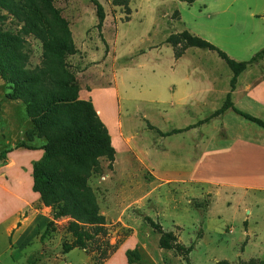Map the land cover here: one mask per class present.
Here are the masks:
<instances>
[{
	"label": "rangeland",
	"instance_id": "374dc122",
	"mask_svg": "<svg viewBox=\"0 0 264 264\" xmlns=\"http://www.w3.org/2000/svg\"><path fill=\"white\" fill-rule=\"evenodd\" d=\"M99 1L106 13L101 32L91 0H0V60L4 72L21 81L25 90L45 94L39 103L31 105L35 112L44 109L41 104L49 101L47 96L72 103L76 90L80 99L94 104L96 91L101 115L116 118L118 103L109 89L118 84L122 126L131 138L130 147L119 148L111 162L106 156L91 158L95 145L62 143L55 146V157L40 168L88 185L92 199L106 217L110 242L120 239L122 244L104 262L96 248L77 247L64 254V242L73 241L67 227L72 219L66 217L57 221L45 241H40L44 227L37 238L23 246L17 242V231L8 232L14 221L9 217L0 226V264H27L31 256L40 253L52 256L38 264H131L126 252L135 248L141 254L140 264H264V184L250 187L257 178L264 182V150L262 163L255 170L254 154L234 156L223 148L214 149L230 139L223 137L222 125L233 133L244 125L243 133L246 128L262 133L263 146L264 130L231 111L222 122L219 118L197 125L191 133H159L199 122L197 115L175 117V112L193 108L176 104L169 91L173 81L199 78L189 73L193 65L200 64L193 51L214 57L217 61L212 59L213 66L231 72L216 52L199 47H190L187 57L178 63L173 46L167 42L173 33L207 30L212 20L207 12L201 13L206 0L192 4L181 0ZM226 45L228 51L216 46L237 61L255 55L250 49ZM203 59L201 64L212 65ZM82 90L90 99L82 98ZM9 92L10 83L0 76V151L25 141L37 148L32 150V156H37L35 163L45 154L46 135L34 130L32 140L28 139L33 123L26 105L10 100ZM64 106L52 116L68 114ZM76 110L70 115L82 114ZM256 111L264 120V112ZM215 126L221 136L214 140L209 135ZM193 139L196 150L185 152L192 150ZM81 198L86 201L89 196L81 194ZM32 211L47 222L52 218L51 209L40 200ZM146 216L161 223L179 243L195 244L189 261L176 248L159 247L160 234L145 221Z\"/></svg>",
	"mask_w": 264,
	"mask_h": 264
},
{
	"label": "crops",
	"instance_id": "0c3cea01",
	"mask_svg": "<svg viewBox=\"0 0 264 264\" xmlns=\"http://www.w3.org/2000/svg\"><path fill=\"white\" fill-rule=\"evenodd\" d=\"M202 5L204 8L201 10V13L207 12V18L212 20L209 22L211 24L208 26L207 30H192V32L198 34V36L200 35V37H205L206 40L212 41L226 51H228L226 44H233L237 46L238 49H250L252 52H255V54L264 47V0H206ZM234 33L237 35L234 36ZM195 51H193V56L195 59L200 60V64L197 63L193 65V68L190 67L191 71H189V73L191 75L196 74L199 78L195 79L196 81L187 77L184 82L176 83L173 81L171 82L172 86L169 88V91L172 92L170 95L177 100L176 104L180 106L192 105L193 110H189L186 107V109L184 108L183 110L175 112V117L180 119L183 114H191L197 115L199 122L205 120L222 107L229 93H231L234 105L240 110L248 112L256 117L258 116L256 110L261 113L264 112V72L261 68V66L264 67V58L260 61V64H251L248 66L239 76L236 88L232 91V70L231 73L225 67L213 66L212 59H215L214 57H209V55L204 52ZM189 52L190 49L188 48L185 54L177 60L178 63L184 61ZM203 56L207 61L209 60L212 65L206 66L201 64L204 60ZM119 58L120 57L117 58V62ZM215 61L217 60L215 59ZM165 87L167 86H163V88ZM109 90L110 96L116 98V102L118 103L116 118L110 119L101 115L100 111H102V108L98 104V96L95 94L96 91L92 97L94 98V104L100 117L110 131L112 144L118 152L119 148L124 149L130 147L131 138L126 136L122 126L123 123L120 114L121 99L120 91H118V84H114L113 88ZM80 94L82 98L90 99V96L83 95V90ZM240 105L248 107L242 109L239 107ZM231 111L233 110H227L222 115L211 118L208 123H213L214 120H218L219 118H222L220 119L222 122L225 115ZM165 115L167 114L165 113ZM197 124L188 126H197ZM240 125L244 124L240 123ZM245 126L246 125L242 126V128L244 129ZM222 127L224 129V134H222L223 137H229L230 139L226 140V143L222 145L215 146L214 149L219 150V148H223V151L234 156L240 154L245 155L247 153L254 154L251 157L254 159V169L257 170V167L262 163L261 158H263L261 155L264 150L262 141L263 134L256 131L255 133L248 128L245 129L246 131L244 133L243 129H239L238 133H233V131L229 129L230 127L225 128L224 125H222ZM193 128H191V131L189 129L185 133L193 132ZM215 129L216 130L209 135V137L211 136L214 140L216 136H221L216 126ZM193 142L195 144V139H193ZM195 146L196 144L191 148L192 150L186 149L188 151L185 152H194L196 150V148H194ZM247 146L251 149L249 150ZM34 152L35 151L32 150L22 151L21 149H14L8 154L7 162L0 165V226L4 224L9 217L14 218L12 225L8 228V232L13 233L17 231L20 235L17 242L23 246L26 245L30 239L37 238L47 222L46 218L39 219L37 213L32 211V207L39 200L38 192L33 189V160L37 157L32 156ZM192 176V178H195V175ZM253 181L254 183L250 185L252 189L260 188L263 186L262 184H264L263 179L259 181V178H257ZM226 185L228 184L226 183ZM234 186H236V184Z\"/></svg>",
	"mask_w": 264,
	"mask_h": 264
},
{
	"label": "trees",
	"instance_id": "16d2710c",
	"mask_svg": "<svg viewBox=\"0 0 264 264\" xmlns=\"http://www.w3.org/2000/svg\"><path fill=\"white\" fill-rule=\"evenodd\" d=\"M96 6L98 24L97 29L101 32L106 19V13L103 5L99 0H91ZM190 4L196 0H181ZM167 42L173 46L175 57L178 59L182 57L188 48L199 47L202 49L213 50L223 58L233 72L231 79V90L236 88L239 76L251 64H260L264 58V47L260 49L251 59L246 61H237L231 58L226 52L221 50L212 42L191 33L189 30H184L178 33H173L167 38ZM0 60V76L10 83V92L8 98L10 100H21L26 105L27 114L32 120L33 127L27 132L28 139L32 140L33 131H40L46 135L47 145L45 154L41 160L33 163V189L40 193L41 203L51 209V220H49L43 232L40 234V241H45L51 229H56V223L61 218L69 217L72 220L68 223V232L72 235L73 241H67L63 244V253L67 254L77 247L85 249H95L99 252V259L101 262L109 259L120 248L122 241L118 239L115 243L109 240V232L107 230L106 217L100 213L99 207L92 199V190L88 185L80 183V181H71L61 178L60 174L54 171H44L40 167L42 163L51 157H55V146L58 144H92L96 146L93 156L94 160L99 157L106 156L111 162L115 160L116 149L112 144V137L107 125L104 123L99 113L94 107L91 100H82L79 98V90L74 93L72 103H67L66 100L55 96L49 97V101H44L41 105L43 110L35 112L31 109L33 103H39L45 96L41 91L25 90L21 85V81L9 77L2 68ZM264 72V67L261 66ZM67 108L68 114L64 117H53L52 114L61 106ZM78 108V109H77ZM79 110L82 114L78 115L71 110ZM76 110V111H77ZM227 110H233L238 115L257 124L264 129V120L253 116L252 114L237 108L231 97L228 94L225 103L221 108L216 110L212 116L200 121L197 125L208 122L211 118L217 117L225 113ZM195 126H188L184 129H174L170 132H162V136H170L175 133L187 131ZM25 147L29 150H36L37 148L28 145L25 141L19 142L15 147L0 151V164H5L8 159V154L14 149ZM112 167V166H110ZM81 194H87L88 200L84 201ZM91 196V197H90ZM145 221L160 234L159 247L162 249L176 248L182 252L185 259L189 261V254L194 250L195 244L186 246L179 243L177 237L172 232H166L161 223L155 221L150 216L145 217ZM126 255L129 263L140 264L141 254L137 248L127 250ZM50 253L35 254L29 258L27 264H38L42 262L45 257H50ZM218 264H228L227 261H221Z\"/></svg>",
	"mask_w": 264,
	"mask_h": 264
}]
</instances>
